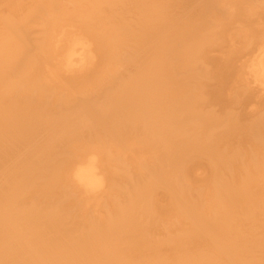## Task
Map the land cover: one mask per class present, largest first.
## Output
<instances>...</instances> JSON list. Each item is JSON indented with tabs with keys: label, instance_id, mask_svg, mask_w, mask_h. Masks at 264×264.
Returning <instances> with one entry per match:
<instances>
[{
	"label": "bare ground",
	"instance_id": "6f19581e",
	"mask_svg": "<svg viewBox=\"0 0 264 264\" xmlns=\"http://www.w3.org/2000/svg\"><path fill=\"white\" fill-rule=\"evenodd\" d=\"M262 54L264 0H0V264H264Z\"/></svg>",
	"mask_w": 264,
	"mask_h": 264
},
{
	"label": "clouds",
	"instance_id": "9594fccd",
	"mask_svg": "<svg viewBox=\"0 0 264 264\" xmlns=\"http://www.w3.org/2000/svg\"><path fill=\"white\" fill-rule=\"evenodd\" d=\"M261 59L264 60V54H262ZM96 163L97 157L91 155L88 162L78 166L72 174L73 180L89 193H97L104 188V179L98 175Z\"/></svg>",
	"mask_w": 264,
	"mask_h": 264
},
{
	"label": "rangeland",
	"instance_id": "374dc122",
	"mask_svg": "<svg viewBox=\"0 0 264 264\" xmlns=\"http://www.w3.org/2000/svg\"><path fill=\"white\" fill-rule=\"evenodd\" d=\"M16 94H17V93H16ZM24 96H25L26 98H25ZM28 96H29V95H28ZM20 97H21V98H20ZM17 98H18V100H20V99L22 100V101H20V102H24V101H25V102H30V103H32V102L30 101V99L27 97V95H22V94H21V96L18 95ZM19 98H20V99H19ZM12 99H13V97H12ZM24 99H25V100H24ZM28 99H29V100H28ZM20 102H19V103H20ZM25 102H24V103H25ZM21 104H23V103H21ZM33 104H34V103H33ZM98 134H99V133H98ZM101 135L104 136L105 134H101V133H100V136H99V135H98V136L101 137ZM103 136H102V137H103ZM102 137H101V138H102ZM101 138H99V139H101ZM106 138H107V137H106ZM106 138H105V139L103 138L102 140H106ZM107 140H109V139H107ZM38 171H39V170H37L36 172H38ZM34 172H35V171H34ZM36 172H35V174L33 173V174H34L33 182L35 181L34 183H35V184L38 183V185H39V184H40V182H39L40 178L43 176V177H42L43 179H41V181H42V180L45 181L46 178H47V175H46V173H44V175H42L43 172H41V170H40L38 173H36ZM39 174H40V175H39ZM38 175H39V177H38ZM36 176H37V178L35 179ZM44 177H45V178H44ZM37 181H38V182H37ZM43 181H42V183H43ZM34 183H33V184H34ZM40 185H41V184H40ZM26 191H27L28 193H27ZM26 191H25V192L27 193V195H26V193L23 194V196L25 197V199H24V197H22V202H23V201H26L27 203H29V200H28V197H29V196H28V195H30L31 193H32V195H36V192H35V191H32V190H31V191H30V190H29V191L26 190ZM29 192H31V193L29 194ZM25 195H26V196H25ZM30 196H31V195H30ZM36 196L38 197L39 195L37 194ZM37 197L35 198L34 196H32L33 199H31V197H29V198L31 199L30 201H33V200L35 201V199H37ZM40 197H41V196H40ZM122 198H123V199H122ZM122 198L120 199L121 201L125 199L124 196H122ZM26 199H27L28 201H27ZM39 199H41L42 202L44 201L42 198H39ZM37 201H38L39 205H40V204L43 205V203H42L40 200H37ZM49 202H50V201H49ZM23 203H25V202H23ZM68 217H70V216H68ZM70 218H71V217H70ZM69 221H70V222H69ZM67 222H68L69 226H73V225H74V222H72V220H68Z\"/></svg>",
	"mask_w": 264,
	"mask_h": 264
}]
</instances>
